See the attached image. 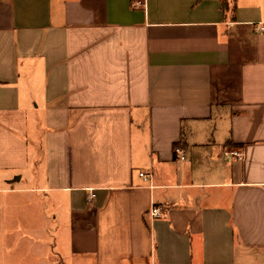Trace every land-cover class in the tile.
Instances as JSON below:
<instances>
[{"label": "crops", "instance_id": "obj_1", "mask_svg": "<svg viewBox=\"0 0 264 264\" xmlns=\"http://www.w3.org/2000/svg\"><path fill=\"white\" fill-rule=\"evenodd\" d=\"M0 264H264V0H0Z\"/></svg>", "mask_w": 264, "mask_h": 264}, {"label": "built area", "instance_id": "obj_2", "mask_svg": "<svg viewBox=\"0 0 264 264\" xmlns=\"http://www.w3.org/2000/svg\"><path fill=\"white\" fill-rule=\"evenodd\" d=\"M140 3L139 2H135L133 3V6H139ZM259 30H263V27H260ZM175 154L178 157L179 160H184V154L183 152H181L178 148L175 149ZM225 157H229V158H233V159H237L240 160L242 157L241 152L237 151V150H232V151H227L224 154ZM141 177H144L143 174H140ZM94 195H90L88 196V200H90ZM146 215L152 219L155 218H160L163 216V208L160 206H156V205H152L150 207V209L146 212Z\"/></svg>", "mask_w": 264, "mask_h": 264}]
</instances>
